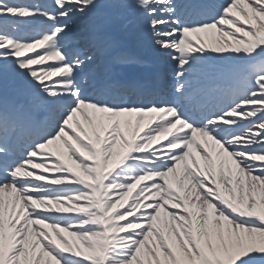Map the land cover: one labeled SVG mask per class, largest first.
Instances as JSON below:
<instances>
[{"label": "snow or ice", "instance_id": "6c2138e0", "mask_svg": "<svg viewBox=\"0 0 264 264\" xmlns=\"http://www.w3.org/2000/svg\"><path fill=\"white\" fill-rule=\"evenodd\" d=\"M0 264H264V0H0Z\"/></svg>", "mask_w": 264, "mask_h": 264}]
</instances>
